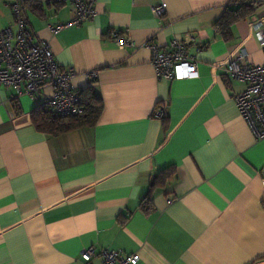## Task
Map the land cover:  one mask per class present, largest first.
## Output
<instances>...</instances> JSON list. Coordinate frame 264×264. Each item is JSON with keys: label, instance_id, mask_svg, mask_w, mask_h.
<instances>
[{"label": "crops", "instance_id": "1", "mask_svg": "<svg viewBox=\"0 0 264 264\" xmlns=\"http://www.w3.org/2000/svg\"><path fill=\"white\" fill-rule=\"evenodd\" d=\"M17 1L0 0V29ZM21 1L35 38L103 108L92 127L48 135L31 119L41 94L0 86V264H98L104 249L138 252L137 264H264V138L234 103L244 84L224 70L241 49L264 62L251 25L264 1L230 40L213 26L228 0H86L94 18L57 33L48 25L72 19V2ZM188 37L194 74L158 79L146 44ZM159 105L164 119L153 116ZM163 169L170 177L152 187Z\"/></svg>", "mask_w": 264, "mask_h": 264}, {"label": "built area", "instance_id": "2", "mask_svg": "<svg viewBox=\"0 0 264 264\" xmlns=\"http://www.w3.org/2000/svg\"><path fill=\"white\" fill-rule=\"evenodd\" d=\"M70 1L74 4L75 15L69 21L49 24L53 33L72 25H80L93 19L95 11L92 1L86 0H46ZM264 1V0H258ZM22 1L13 3V25L0 29V86L13 90L16 94H41L36 105H43L59 115H76L81 111L80 96L75 89L72 79L75 76L73 68L60 69L56 63L50 44L46 40L35 38L27 26L22 12ZM156 15L165 12V3L153 8ZM252 28L264 51V17L252 21ZM15 27V30L13 29ZM113 40L119 46H134V43L117 31L112 33ZM172 39L166 46L148 42L146 47L151 52V63L158 79L173 80L191 77L196 70L197 59L187 52L189 42ZM202 46L197 48L201 51ZM228 77L244 84L243 88L233 95L234 103L240 116L252 129L257 138H264V62L251 63L244 49L231 59L225 66ZM86 77L94 79L97 71L85 73ZM48 87L50 92H45ZM165 109L162 105L156 107L153 116L162 119ZM94 253L93 247L81 251V258L88 261ZM140 260L138 252L123 254L117 250L104 249L101 251V261L98 264H137Z\"/></svg>", "mask_w": 264, "mask_h": 264}, {"label": "trees", "instance_id": "3", "mask_svg": "<svg viewBox=\"0 0 264 264\" xmlns=\"http://www.w3.org/2000/svg\"><path fill=\"white\" fill-rule=\"evenodd\" d=\"M51 3L55 6L61 5V1ZM260 4L261 1L258 0H228L222 15L213 23L215 30L224 40H230L232 25L254 14ZM25 6L27 7L26 1ZM38 12L40 13L41 11ZM77 92L80 96L79 104L81 105V111L76 115H59L41 104L36 105L31 113L32 123L36 130L48 135H58L78 128L95 125L103 108L100 95L92 86L77 90ZM170 174V169L160 170L153 178L151 186L155 187L159 185L168 179ZM144 202L143 200L142 204Z\"/></svg>", "mask_w": 264, "mask_h": 264}]
</instances>
